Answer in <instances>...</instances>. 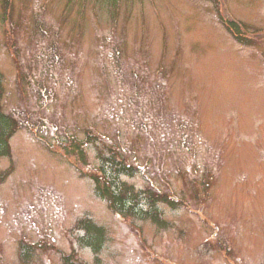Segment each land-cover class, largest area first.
Listing matches in <instances>:
<instances>
[{"label": "rangeland", "instance_id": "obj_1", "mask_svg": "<svg viewBox=\"0 0 264 264\" xmlns=\"http://www.w3.org/2000/svg\"><path fill=\"white\" fill-rule=\"evenodd\" d=\"M8 2L2 107L20 125L0 158V264H264V0ZM68 136L90 167L116 147L128 184L182 205H157L165 226L116 215ZM82 218L104 230L97 254Z\"/></svg>", "mask_w": 264, "mask_h": 264}, {"label": "trees", "instance_id": "obj_2", "mask_svg": "<svg viewBox=\"0 0 264 264\" xmlns=\"http://www.w3.org/2000/svg\"><path fill=\"white\" fill-rule=\"evenodd\" d=\"M8 0H0L5 15L8 6ZM232 31L237 26L234 21H229ZM237 37V36H236ZM4 94L2 75L0 74V158L11 156L10 139L17 132L19 122L12 114L4 112L2 107V98ZM63 155L72 159L74 165L82 176L92 180L95 194L105 200L109 209L116 215L124 219H145L149 218L153 223L165 226V220L160 218L157 205L168 204L174 208L182 205V198H173L171 195L161 191H152L150 188L135 189L128 184L122 176L132 177L137 171L134 162L122 155L119 150L110 148V154L103 155L100 150L97 151L99 164L96 167H90L86 158V143L82 140L68 136L66 140H59ZM10 175V170L0 171V185L5 182ZM143 206L147 208H143ZM77 229L83 231L78 238L80 245L88 247L94 254L100 251L104 241V230L102 227L94 224L89 218H82L77 221ZM40 247V245H36ZM34 244H22L20 246V256L23 260L29 258L33 252ZM67 264H83L73 262L70 255L64 257Z\"/></svg>", "mask_w": 264, "mask_h": 264}]
</instances>
